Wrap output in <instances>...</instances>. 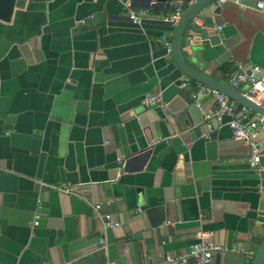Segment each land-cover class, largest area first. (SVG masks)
<instances>
[{"label": "crops", "instance_id": "1", "mask_svg": "<svg viewBox=\"0 0 264 264\" xmlns=\"http://www.w3.org/2000/svg\"><path fill=\"white\" fill-rule=\"evenodd\" d=\"M258 1L200 11L183 28L185 62L226 83L238 63L264 67ZM132 2L25 0L0 20V264H166L198 232L226 248L210 264H252L264 158L251 168L226 124L206 147L215 100L175 64L174 25L160 21L185 0ZM128 8L145 10L141 24Z\"/></svg>", "mask_w": 264, "mask_h": 264}, {"label": "built area", "instance_id": "2", "mask_svg": "<svg viewBox=\"0 0 264 264\" xmlns=\"http://www.w3.org/2000/svg\"><path fill=\"white\" fill-rule=\"evenodd\" d=\"M220 1L223 2L224 0ZM233 1L237 2L238 0ZM126 5H128V3H126ZM257 6L264 11L262 1H258ZM182 11L183 9L177 6L173 12L165 15L162 20L168 21L174 25L178 21ZM127 15L132 22L141 24L145 16V10L142 8H128ZM79 22H83V20H79ZM170 43V41L166 43L168 51H170ZM241 83L247 84L246 90L242 93L253 102L264 107V67L251 63H238L236 68L229 75L227 84L232 87H238ZM186 85L187 81L181 82V86ZM199 89L211 94L215 100V107L202 110L200 124L205 129L203 135L207 137L216 127L222 124L228 125L235 140L243 141L249 145L250 149L247 157L248 165L253 169H259L260 162L264 158V116L252 112L246 106L239 104L236 100L215 88L200 84ZM159 100L158 96L148 97L145 102H157ZM196 105L200 107L198 103ZM238 108H241L243 111L241 117L235 116ZM249 113L251 114L250 117H248ZM225 115L229 116L226 122L223 120V116ZM93 207L96 211H99L101 205L100 203H95ZM102 215L104 218V228L116 227L118 225V222L112 220L109 213H104ZM199 216L202 218L203 214H199ZM37 223L38 221L35 220L34 224ZM197 236L198 239L190 246L188 252L178 255L167 254L164 258V262L166 264H181L185 262L188 257H194L195 264H210L215 252L226 250L225 246L221 244L205 240L203 232H198Z\"/></svg>", "mask_w": 264, "mask_h": 264}, {"label": "water", "instance_id": "3", "mask_svg": "<svg viewBox=\"0 0 264 264\" xmlns=\"http://www.w3.org/2000/svg\"><path fill=\"white\" fill-rule=\"evenodd\" d=\"M25 0H0V20L8 21L12 15L14 7H22ZM134 6L138 7H148L150 0H146L145 3H137L132 0ZM215 0H185L188 4L182 11L178 21L174 24V30L170 43V52L174 58L175 64L182 70V72L189 78H192L202 84L215 88L225 94L230 98L236 100L239 104L246 106L252 112L259 113L264 116V107L253 102L247 98L237 87H232L226 82L215 80L209 76H206L200 72H197L191 68L184 60L181 52V38L183 35L184 26L192 21V19L202 10H204L208 5H210ZM165 0H154L153 6L158 8H163L165 6ZM168 6V4H166ZM161 23L173 25L172 23L164 20H160ZM206 147L209 150H213L215 141V132H210L205 138ZM147 154V153H146ZM145 155V154H144ZM264 262V238L256 251L252 264H263Z\"/></svg>", "mask_w": 264, "mask_h": 264}]
</instances>
